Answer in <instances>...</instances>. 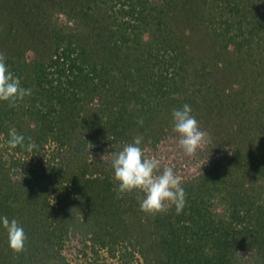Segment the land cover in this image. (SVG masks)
I'll return each mask as SVG.
<instances>
[{
    "label": "trees",
    "instance_id": "obj_1",
    "mask_svg": "<svg viewBox=\"0 0 264 264\" xmlns=\"http://www.w3.org/2000/svg\"><path fill=\"white\" fill-rule=\"evenodd\" d=\"M0 52L31 89L0 101V217L27 236L15 253L0 224V264H264V0H0ZM184 104L209 134L193 156ZM136 136L181 214L119 195L102 156Z\"/></svg>",
    "mask_w": 264,
    "mask_h": 264
},
{
    "label": "clouds",
    "instance_id": "obj_2",
    "mask_svg": "<svg viewBox=\"0 0 264 264\" xmlns=\"http://www.w3.org/2000/svg\"><path fill=\"white\" fill-rule=\"evenodd\" d=\"M29 95L31 89L21 87L20 79L6 64L5 54L0 52V101L9 102L11 107H15L17 101ZM172 119L180 148L186 155L193 156L207 143L209 134L200 128L188 104L174 110ZM138 123L143 125V119H139ZM8 135L7 146L10 149L22 147L32 151L35 147L31 142L25 144V137L14 128ZM142 141V136H136L131 143L102 156L103 161L111 157L113 180L119 195L137 193L140 210L146 214L166 212L171 205L175 206L177 215L181 214L186 206V193L181 178L172 167L162 166L160 159L146 156L141 147ZM0 224L7 232L10 249L15 253L22 252L27 240L23 227L16 219L9 220L7 216L0 217Z\"/></svg>",
    "mask_w": 264,
    "mask_h": 264
},
{
    "label": "rangeland",
    "instance_id": "obj_3",
    "mask_svg": "<svg viewBox=\"0 0 264 264\" xmlns=\"http://www.w3.org/2000/svg\"><path fill=\"white\" fill-rule=\"evenodd\" d=\"M69 253L70 254H68V255L73 258V262L75 264H88V261L84 260L82 257H80V256L79 257H76L74 250L73 251H70ZM101 264H118V262L115 261V260H112V259H108V260H106L104 262V259H101Z\"/></svg>",
    "mask_w": 264,
    "mask_h": 264
}]
</instances>
